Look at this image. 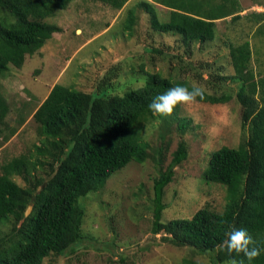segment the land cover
<instances>
[{
	"label": "trees",
	"instance_id": "1",
	"mask_svg": "<svg viewBox=\"0 0 264 264\" xmlns=\"http://www.w3.org/2000/svg\"><path fill=\"white\" fill-rule=\"evenodd\" d=\"M72 1L76 0H0V78L7 75L10 65L21 68L27 56L34 55L60 32L58 26L45 20ZM93 1L121 10L129 0ZM138 5L151 14L153 32L184 45L187 55L192 44L215 40L216 21L230 18L236 23L243 18L240 0H140ZM157 5L168 10L166 21L155 16ZM134 6L128 9L124 26L130 33L136 19ZM253 12L249 18H256L251 22L257 25V18L264 16ZM257 32L264 35V23L258 25ZM228 47L233 75L215 74L212 85L228 79L236 84L235 99L242 109L241 125L246 133L236 148L223 146L213 152L203 173L207 183L225 187L224 207L220 212L203 207L189 219L161 221L164 189L172 181L175 167L188 156L187 145L181 140L166 169L159 168L153 180L151 232L163 233L162 240L175 247H189L208 256L211 264H230L233 259L237 264H249L242 254H229L223 241L233 227H242L264 247V76L251 68L249 41L230 42ZM166 49L152 50L164 59ZM108 81L106 77L101 82L105 90L111 88ZM176 85L193 88L188 80L173 78L171 72L147 73L143 86L123 95L85 93L59 83L51 87L33 113L40 144L0 165V264H43L52 255L74 252L83 236L85 216L79 199L101 190L112 174L129 163L146 161L148 144L141 134L145 125L161 116L149 110L148 104ZM231 99L226 92H204V98H198L213 105ZM8 112L9 106L0 94V127H5ZM178 113L179 105L164 117L184 133L189 120ZM17 124L19 127L23 123ZM16 129L10 128L3 140L12 137ZM162 150L157 151L159 166ZM28 206L32 211L25 216ZM251 264H264V252Z\"/></svg>",
	"mask_w": 264,
	"mask_h": 264
},
{
	"label": "rangeland",
	"instance_id": "2",
	"mask_svg": "<svg viewBox=\"0 0 264 264\" xmlns=\"http://www.w3.org/2000/svg\"><path fill=\"white\" fill-rule=\"evenodd\" d=\"M240 1L243 18L236 23L230 18L216 21L215 40L192 44L188 55L184 45L153 32L151 14L138 5L140 0H129L121 10L93 0L72 1L45 20L58 26L60 32L34 55L27 56L21 68L10 65L7 75L0 78V94L9 106L6 125L0 127V165L40 144L33 113L55 83L85 93L123 95L143 86L147 73L171 72L173 78L188 80L190 86H199L208 94L232 95L224 104L199 101L179 105V117L189 120L184 133L164 116L145 125L141 137L148 144L146 161L129 163L112 174L101 190L80 198L85 212L82 239L73 253L52 255L43 264H211L208 256L192 248L163 241V233L152 234V185L158 169H166L183 140L188 156L175 167L172 181L164 189L161 221L189 219L203 207L217 212L224 207L225 187L207 183L203 173L211 154L223 146L236 148L246 129L242 128V109L235 99L236 84L228 79L213 86L212 76L233 75L228 44L245 40L251 46V68L264 76V35L257 32L264 17L257 18V25L251 22L256 18H249L256 10L253 13L264 16V2ZM132 6L136 7V19L130 33L124 26ZM168 13L160 5L155 8L160 21H166ZM166 46L164 59L152 50ZM106 77L111 87L107 90L101 84ZM15 126V134L4 141L5 134ZM158 149H163L160 166ZM14 180L25 185L20 177Z\"/></svg>",
	"mask_w": 264,
	"mask_h": 264
},
{
	"label": "clouds",
	"instance_id": "3",
	"mask_svg": "<svg viewBox=\"0 0 264 264\" xmlns=\"http://www.w3.org/2000/svg\"><path fill=\"white\" fill-rule=\"evenodd\" d=\"M198 98L199 100L204 98V90L201 87L194 86L190 90L184 85H176L154 96L148 104V108L155 114L167 116L170 115L178 105L198 103ZM223 244L229 254H242L243 258H246L249 264L264 252V247L259 246L248 231L242 227H233L232 230L227 233V239L223 241ZM230 264H237V261L233 259Z\"/></svg>",
	"mask_w": 264,
	"mask_h": 264
},
{
	"label": "water",
	"instance_id": "4",
	"mask_svg": "<svg viewBox=\"0 0 264 264\" xmlns=\"http://www.w3.org/2000/svg\"><path fill=\"white\" fill-rule=\"evenodd\" d=\"M31 211H32V207L28 206L26 211H25V216H28Z\"/></svg>",
	"mask_w": 264,
	"mask_h": 264
}]
</instances>
